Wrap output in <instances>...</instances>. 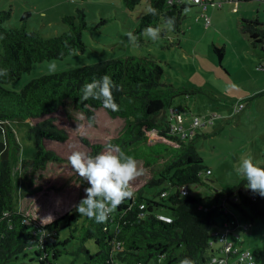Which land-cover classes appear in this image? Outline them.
<instances>
[{
    "label": "trees",
    "instance_id": "1",
    "mask_svg": "<svg viewBox=\"0 0 264 264\" xmlns=\"http://www.w3.org/2000/svg\"><path fill=\"white\" fill-rule=\"evenodd\" d=\"M139 1L123 0V3L127 9H132ZM205 2L203 9L192 0L193 4L200 6L202 13L207 9V0ZM148 4L158 10V15L143 13L135 30L139 41L146 26L161 27L168 17L175 19L173 31H180L187 2L148 0ZM28 14V11L22 13L19 26L4 27L2 23L9 18L10 8L0 9V68L8 69V75L0 77V121L4 130L2 136L0 126V264H19L18 255L26 256L28 252L35 254L41 264H57L55 260L67 252L65 245L73 238H77L79 244L70 251L73 257L69 264H148L151 260L156 264H178L185 257L193 264H211L208 249L211 230L221 229L226 218L240 221L226 202L245 218L264 222V197L246 188L247 181L242 179L223 189L225 194L221 205L204 208L205 217L192 213L198 199L189 193L188 184L204 183L201 174L203 171L210 174L211 169L203 165L202 157L192 143L190 136L195 129L181 138L172 128V111L178 110L186 115L181 105L173 104V99L202 91V88L175 86L163 81V67L152 57L126 55L105 59L40 74L28 80L18 91L5 89L2 84L29 70L33 61L62 58L85 47L81 38V30L86 27L83 9L77 8L76 14H63L61 21L66 28L51 36L28 29L24 21ZM204 17L206 23L207 16ZM101 21L105 22V18ZM238 23L252 46L264 41L263 24L257 19L241 17ZM164 33L162 31L161 35ZM214 50L221 61L223 48L214 47ZM104 74L111 76L120 86L119 91L113 88L117 111L105 109L97 100L82 102L80 99L82 85ZM99 108L110 117L124 118V125L116 136L104 143L90 142L80 136L86 152L95 155L112 144L148 166L166 158L155 176L135 188L133 196L125 199L105 222L97 223L73 209L54 217L51 223L42 224L45 231L39 239V233L34 231L38 219L16 207L18 191L25 192L20 176L26 169L31 174L43 169L48 162L65 159L55 147H47L44 142L48 140L62 145L68 139V133L56 127L54 113L62 109L65 117L71 119L77 111L88 123L94 124L95 111ZM14 118H28L32 122L27 134L34 139L36 150L30 157L19 159L20 144L8 123ZM150 132L159 138L151 141ZM206 169L210 172L207 173ZM80 180L85 187L88 186L82 177ZM159 185L164 186L150 193L152 187ZM182 186H186L187 193H181ZM162 207L168 210L167 214L158 211ZM218 212L226 214L221 221L216 219ZM65 228H68L67 235L62 238L60 232ZM86 240L93 241L94 251L85 246ZM233 240L240 244L239 238L233 237ZM253 255L264 264V246ZM29 259L33 260V257Z\"/></svg>",
    "mask_w": 264,
    "mask_h": 264
},
{
    "label": "rangeland",
    "instance_id": "2",
    "mask_svg": "<svg viewBox=\"0 0 264 264\" xmlns=\"http://www.w3.org/2000/svg\"><path fill=\"white\" fill-rule=\"evenodd\" d=\"M182 1L187 2L188 6L183 9L178 33L165 31L159 40L152 41L144 37L142 31L139 47H133L126 33L131 31L135 34L148 0H140L132 9H127L123 0H0V9L10 8L9 18L2 23L4 27L19 26L24 11L29 13L24 19L26 27L45 36L62 32L66 24L61 21V16L76 14L77 8L83 9L86 20V27L81 30L85 44L83 50H75L62 58L33 61L29 70L2 86L18 91L28 80L40 74L137 55L155 59L163 67V81L175 86L202 88V91L194 94L175 97L173 104H181L188 118L193 115L212 118V123L198 126L190 136L202 157L203 165L211 169L210 174L202 172L201 180L204 183L188 184L189 193L198 199L192 207V213L205 217L204 208L221 205L225 194L223 189L242 179L235 171L241 154H251L255 160L264 162V91L254 94L264 89V67H260L264 66V47L260 43L252 46L238 23L241 17H259L264 22V1L207 0L204 13L198 3ZM204 15L209 18L207 24ZM104 18L105 22H102ZM161 27H165V24L161 23ZM214 47L223 48L221 61ZM52 64L55 70L50 69ZM53 116L56 127L68 133V139L62 145L48 140L44 142L47 147H55L65 159L61 162H48L43 169L31 174L24 169L20 178L23 179L25 192L17 193L16 207L37 218L41 224L49 215L54 218L75 209L74 206L84 196L86 187L67 160L72 150L70 146L85 151L80 136L88 138L90 142L104 143L116 136L124 125V118L110 117L102 108L95 111L94 124L88 123L77 111L71 119L65 117L62 109ZM8 123L20 144L19 159L30 157L36 150L34 139L27 134L31 120L14 118ZM149 138L152 141L159 137L150 132ZM165 158L158 159L150 166L137 159L143 175L134 182L133 190L151 180ZM163 186L152 187L150 193L157 192ZM226 204L242 225L248 224L238 230V238L242 247L255 254L264 246V222L251 221L229 202ZM158 211L168 213L163 207ZM225 216L224 212H218L216 219L221 221ZM47 221L45 219L44 223ZM67 231L68 228L61 230L62 238L67 235ZM78 244L77 238L70 239L65 245L67 252L62 253L55 262L69 264L73 257L70 251ZM84 244L90 251L96 249L92 240H86ZM30 256L33 260L29 259ZM36 258L35 254L30 255L28 252L26 256L19 254L17 262L41 264ZM256 263L262 264L257 259ZM148 264L156 263L151 260Z\"/></svg>",
    "mask_w": 264,
    "mask_h": 264
},
{
    "label": "clouds",
    "instance_id": "3",
    "mask_svg": "<svg viewBox=\"0 0 264 264\" xmlns=\"http://www.w3.org/2000/svg\"><path fill=\"white\" fill-rule=\"evenodd\" d=\"M145 14L157 16L158 10L148 4ZM164 24L163 29L159 26H146L142 35L157 41L162 31L174 30L175 19L168 17ZM126 35L130 45L139 47V38L133 32L129 31ZM50 69L55 70V65H50ZM7 75L8 69L0 68V77ZM113 88L120 90V86L111 76L104 74L82 85L80 99L82 102L89 99L97 100L105 109L117 111L118 104L113 95ZM70 148L72 150L67 157L68 163L88 185L84 189V196L74 206L75 210L79 215L94 219L97 223H103L125 199L133 196L134 182L143 175V169L133 155L127 154L118 145L108 144L95 155L76 149L74 146ZM235 171L242 180L247 181L246 188L264 197V162L255 160L251 154H241ZM45 219L51 223L53 217L49 215L44 218L43 224ZM244 259L245 257H241V262ZM178 264H193V262L185 257L179 260ZM211 264H218V262L213 259Z\"/></svg>",
    "mask_w": 264,
    "mask_h": 264
},
{
    "label": "built area",
    "instance_id": "4",
    "mask_svg": "<svg viewBox=\"0 0 264 264\" xmlns=\"http://www.w3.org/2000/svg\"><path fill=\"white\" fill-rule=\"evenodd\" d=\"M193 1L201 5L203 9L206 7L205 0ZM208 22L209 18L206 17V24ZM172 115L174 120L172 128L178 133L181 138L190 135L198 126L212 123L211 117L204 118V116L200 117L199 115H193L188 118L184 113L178 110H173ZM2 124V121H0L3 136L4 130ZM205 171L209 173L210 169H206ZM180 191L181 193H187L186 186H182ZM224 209L227 210L226 207H224ZM162 217L165 220H171L170 217ZM41 225L42 224L37 221L34 228L35 233H39V239L45 231L43 228H41ZM247 225V223H244L242 225L240 221L234 218H226V220L222 222L221 229H212L210 232L211 238L209 239L208 247V249L211 251L210 262L215 259L218 264H257L255 256L252 254V252L249 249L242 247L241 244H238L235 240H233V237L238 238V230H241ZM241 257H245L243 262H241Z\"/></svg>",
    "mask_w": 264,
    "mask_h": 264
},
{
    "label": "crops",
    "instance_id": "5",
    "mask_svg": "<svg viewBox=\"0 0 264 264\" xmlns=\"http://www.w3.org/2000/svg\"><path fill=\"white\" fill-rule=\"evenodd\" d=\"M228 1V0H227ZM229 1H239V0H229ZM256 1H261V0H256ZM253 18H255V19H257L259 22H261L263 25H264V22L263 21H261L260 19H259V17H253ZM261 47H264V41L261 43ZM260 67H264V66H260ZM264 91V89H260V91L258 90L256 93H254V94H257L258 92H263ZM247 96V95H246ZM177 105H181V104H177ZM241 113V112H240Z\"/></svg>",
    "mask_w": 264,
    "mask_h": 264
}]
</instances>
